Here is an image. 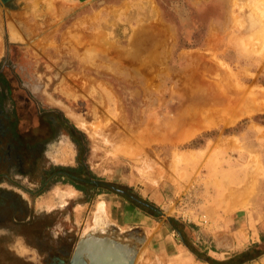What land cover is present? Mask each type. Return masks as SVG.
<instances>
[{
  "label": "rangeland",
  "instance_id": "1",
  "mask_svg": "<svg viewBox=\"0 0 264 264\" xmlns=\"http://www.w3.org/2000/svg\"><path fill=\"white\" fill-rule=\"evenodd\" d=\"M0 71V264H66L99 201L190 264L264 176V0H0Z\"/></svg>",
  "mask_w": 264,
  "mask_h": 264
},
{
  "label": "crops",
  "instance_id": "2",
  "mask_svg": "<svg viewBox=\"0 0 264 264\" xmlns=\"http://www.w3.org/2000/svg\"><path fill=\"white\" fill-rule=\"evenodd\" d=\"M71 1L85 2L88 0ZM1 74L2 71H0ZM72 188L77 192L74 187ZM99 202L102 203V213L95 215L96 221L99 222L98 219L102 218L103 221L106 216V221L116 224L121 230L132 228L123 229L117 221H109L112 212L106 213L107 202ZM225 214V226L211 229L207 227L200 228L202 240L200 241L199 251L204 252V257L199 252L188 248L189 250L187 251L191 259L190 264H264V176L259 181L256 191L244 204L238 205L236 209ZM91 227H95V225H91ZM140 227L145 228L143 226ZM145 232L147 236V231ZM74 246L66 264H69ZM178 261L181 260L179 259Z\"/></svg>",
  "mask_w": 264,
  "mask_h": 264
},
{
  "label": "water",
  "instance_id": "3",
  "mask_svg": "<svg viewBox=\"0 0 264 264\" xmlns=\"http://www.w3.org/2000/svg\"><path fill=\"white\" fill-rule=\"evenodd\" d=\"M94 225L78 238L69 264H135L146 241L142 227L121 230L105 219Z\"/></svg>",
  "mask_w": 264,
  "mask_h": 264
},
{
  "label": "bare ground",
  "instance_id": "4",
  "mask_svg": "<svg viewBox=\"0 0 264 264\" xmlns=\"http://www.w3.org/2000/svg\"><path fill=\"white\" fill-rule=\"evenodd\" d=\"M237 4V3H236ZM240 6V5H239ZM239 8V7H238ZM254 16V15H253ZM260 17V16H259ZM252 21V20H251ZM254 23V22H253ZM257 24L258 23H260L261 24V22H256ZM257 24H255V25H257ZM253 26V25H252ZM261 26H263V24L261 25ZM257 27H259V26H257ZM250 35V34H249ZM245 42V41H244ZM246 44H247V42H246ZM248 44H249V42H248ZM81 48V47H80ZM163 48V47H162ZM163 57V56H162ZM193 91V90H192ZM190 94H191V92H189ZM188 93V95H190ZM73 95V94H72ZM192 95V94H191ZM221 95H223V94H221ZM195 96V95H194ZM191 97V96H190ZM193 97V96H192ZM255 96H251L250 97V100L252 101L253 99H255L254 98ZM214 98H217V97H214ZM243 98H245V97H243V93L242 92H239V91H237V92H234V94L233 93H231L230 95H224L223 97H221V98H219V99H216V101H214L215 103L217 102V104L218 103H220L221 102V104L220 105H222V104H225V106H229V107H233L235 104H237V103H239ZM213 102V101H212ZM261 104V103H260ZM259 105V104H258ZM251 106V105H250ZM260 106V105H259ZM260 107H263L264 108V103L262 102V104H261V106ZM234 108V107H233ZM257 108L258 107H256V106H252L251 108H248L247 107V109H246V111L244 110V112H246V113H251V112H253V111H255V110H257ZM243 112V111H242ZM241 112V113H242ZM97 113V112H96ZM240 116V115H239ZM106 121V120H105ZM83 125V124H82ZM257 125V124H256ZM98 127V126H97ZM96 127V128H97ZM86 128V127H85ZM88 128V127H87ZM93 129V128H92ZM92 129H90V131L92 132ZM93 130H95V128L93 129ZM97 130V129H96ZM94 134H96V133H94ZM66 149V148H65ZM65 149H63V150H65ZM68 153H66V151H65V153H62V157H61V160H67V158H68ZM138 160V164L136 165V168H137V170H139V171H142V169L140 168L141 167V165L143 164L142 163V159L141 158H138L137 159ZM142 168H143V165H142ZM67 190V189H66ZM72 192H74V190H72V189H70V192L68 191V193L67 192H64V193H60L59 191H57L56 192V194H59V195H73L74 193H72ZM77 194V193H76ZM62 198H64V197H62ZM99 205H100V207H99ZM101 206H102V203H99L98 204V210H101ZM103 219V218H102ZM100 222V221H99ZM90 227H91V222H90ZM116 225V224H115Z\"/></svg>",
  "mask_w": 264,
  "mask_h": 264
},
{
  "label": "trees",
  "instance_id": "5",
  "mask_svg": "<svg viewBox=\"0 0 264 264\" xmlns=\"http://www.w3.org/2000/svg\"><path fill=\"white\" fill-rule=\"evenodd\" d=\"M81 167L74 168V167H65V166H51L47 171L43 173V178L45 179L46 175L47 178H54L53 180L62 179L65 182H71L77 185L79 188H84L82 185L86 182L89 183V179L84 176H81L80 173H77L81 170ZM82 183V184H81ZM3 195L5 194H12L9 191L1 190Z\"/></svg>",
  "mask_w": 264,
  "mask_h": 264
},
{
  "label": "flooded vegetation",
  "instance_id": "6",
  "mask_svg": "<svg viewBox=\"0 0 264 264\" xmlns=\"http://www.w3.org/2000/svg\"><path fill=\"white\" fill-rule=\"evenodd\" d=\"M62 153H63V152H61V154H60L61 157H62ZM68 156H69V155H68ZM61 157H58V160L61 159ZM98 185H99V184H98ZM60 191H61V192H60L61 194L64 193V192H67V193H68V190L66 191V190H62V189H60ZM69 192H70V191H69ZM76 193H77V192H76ZM77 194H78V193H77ZM77 194H75V195H73V196H71V197H74V196H76ZM61 200L63 201V199H61ZM64 200H65V198H64ZM12 225H13V224H12ZM0 226H2L1 222H0ZM6 227H8V226H6ZM9 227H10V225H9ZM11 227H12V226H11ZM14 227H15V226H14ZM16 227H17V226H16ZM11 235H13V234L11 233ZM58 252H59V255H60V257H59V259H58V262L62 264V263H64V257H66V256H64L65 254H62V253H61V252H62V249H60Z\"/></svg>",
  "mask_w": 264,
  "mask_h": 264
}]
</instances>
